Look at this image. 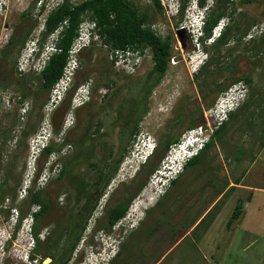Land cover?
I'll return each instance as SVG.
<instances>
[{"label":"rangeland","instance_id":"obj_1","mask_svg":"<svg viewBox=\"0 0 264 264\" xmlns=\"http://www.w3.org/2000/svg\"><path fill=\"white\" fill-rule=\"evenodd\" d=\"M1 1L3 7L0 10V187L4 183V188L0 190V264H23L22 258L32 243V238L26 233L30 220H23L19 229L14 230L15 213L18 212L14 205L19 204L23 209L24 205L21 199L17 198L13 201L12 196L17 195L19 188L26 183V178L29 179L34 169L36 178L42 174L50 156L40 154L36 161L33 160L32 146L35 144L33 132L23 137L21 129L32 123L35 124L36 131L42 134L46 130L43 123L49 121L47 124H50L53 129L61 125L63 133V127L65 130L69 127L68 124L63 126L64 120H67V123L74 124L66 130L73 128L70 136L74 138L85 129L87 119L92 126L96 118L100 117L105 123L101 131L106 133L99 139L105 140L116 151L117 129L111 125L114 112L110 107H100V104L104 102L101 98L107 91L110 92L119 87L114 99L116 102L124 95L134 94L136 83L112 69L117 85L106 92L99 86L93 91L89 101L78 108L74 114L72 98L76 96L79 89L82 90L85 87L80 84L85 79L91 78L96 85L105 80L101 73L107 65L109 66L106 58L108 49H100L96 46L90 61L82 64L73 76L72 82L77 85H68L62 89L72 93L69 109L66 108L65 102H62L67 91L65 96L56 99V104L50 109L52 111L46 113L52 96L45 90L38 91L35 96L27 97L24 102L28 106L21 107L17 99L20 96L19 85L23 82L18 66L24 67V62L33 49L44 13L37 15L38 5L32 0ZM58 1L60 0H46L47 8H51ZM130 1L152 18V27L160 36L172 35L171 56L174 61L171 62L170 58L164 76L152 89L148 98L149 111L139 122V132L131 141L129 152L124 156L116 174L100 197L97 208L93 216L89 218L82 239L68 264H94L95 258L99 255L104 259L105 264H207L211 262L214 264H264V147H259L256 140L260 122L264 118V41L259 39L264 33V0L251 2L232 0L230 7L231 10L233 9L232 14L224 16L219 26L231 25L233 24L231 20L238 19L236 22L244 27L258 24L255 30L258 35L253 38V42L245 41L243 37L238 43L231 39L216 49L204 45V42L195 41L188 33L196 16H192L194 0L184 1L186 6L183 17L176 12L178 4L183 0H177L173 4H168L167 0H161L162 11L153 6L152 0ZM26 10H29V14L22 17V13ZM29 29L31 31L17 57H2L1 51L7 47L9 37L21 36L22 32ZM231 31L233 33L234 29L232 28ZM54 37V34L51 35L42 47L37 44V51L33 54L31 63L34 62L40 68L42 59H45V55L48 54L46 49L52 45L51 41ZM255 44L261 50L263 49L257 54L255 53L257 47L252 46ZM197 48L200 49L197 50ZM201 49L203 52L199 51ZM209 51H212L215 57L212 60ZM202 54L209 62L206 67L208 73L198 74L195 78V73L199 69L196 72L194 70L202 65L200 63ZM84 55L87 60L88 51ZM149 57H146L141 67L137 69L138 72L133 75L140 77L149 70L152 65V59ZM21 73L32 74L33 70ZM240 76L251 78V86L248 90L254 91L253 103L238 117L230 120L223 144H213L202 163L194 168H183L176 183L167 187L169 183L167 176H171V173L175 171L174 168L180 166L174 162V151H171L169 155L171 150L169 149L158 170L149 177L143 188L139 189L145 179L141 166L143 163L147 164V159L144 158L146 149H143L142 141L147 142L146 148H156L160 137L169 131L170 126L174 137L177 136L178 139L190 137V132H186L190 129L186 130L185 125L189 121V116H194L199 109L202 112L201 117L195 118L192 127L201 129V133L198 131L200 141L208 140L217 125L212 119L213 116L220 118L218 122H222L225 118L224 115H220L224 107L220 108L216 103L220 96L234 104H242V100L232 96L230 91L225 94L224 92L232 83L243 79L233 81L221 92L218 91L217 86L213 87V85L221 82L222 85L228 84ZM27 80L25 86H29L31 92L37 91L35 79L30 77ZM129 83L132 84V88L128 87ZM205 83H207L206 90H208L207 87H211L208 91L203 90ZM244 84L246 87L249 86L245 82ZM45 100L47 102L44 108L38 110L39 104ZM31 107L32 111H30ZM251 111H254L252 116ZM52 115L53 120H51ZM178 115L182 122L174 123ZM249 118H252L253 123L249 122ZM192 133L196 134L194 131ZM57 141H59L58 137L55 138V142ZM137 141H140L141 145H137ZM98 144L94 141L96 151L93 157L88 158L89 161L100 158ZM136 148L139 149L138 153L135 151ZM239 148L243 150V153L240 160H236ZM251 149L256 154L254 160H250ZM74 151L75 147L73 151L61 157V160L66 156H72ZM151 156L152 154L147 158ZM156 160L157 158L151 157L150 162ZM85 161L75 166L72 172L80 174L89 181L95 171L89 168ZM51 162L52 166L57 163L55 156ZM237 177H240V180L235 183L234 179ZM67 180V177L62 180L52 179L45 185L46 197L52 204L44 223L48 230L52 227L57 228V225L62 223L65 210L73 204L72 190L64 191V187L68 184ZM224 180H228L226 186H224ZM230 186L235 187L230 189ZM132 194L135 195L125 215L124 224L119 220L114 226L109 227L105 220V210L122 196ZM61 196L62 200H60ZM238 198L242 199L243 213L237 221L227 226L228 218ZM209 210H211L210 215L204 218V214ZM201 218L203 221L199 227L194 232L191 231L194 223L200 222ZM95 233H98V237L106 238L104 242L107 241V243L104 249L101 248L102 243L94 240ZM44 234L42 231L41 236ZM87 244H92V247L86 246L83 251ZM96 251H100L97 257ZM49 261L50 259L46 258L43 263Z\"/></svg>","mask_w":264,"mask_h":264},{"label":"trees","instance_id":"obj_2","mask_svg":"<svg viewBox=\"0 0 264 264\" xmlns=\"http://www.w3.org/2000/svg\"><path fill=\"white\" fill-rule=\"evenodd\" d=\"M34 3L37 0H32ZM183 0L178 5L177 13L179 16L183 17L186 3ZM189 1V0H188ZM187 1V3H188ZM251 2L254 0H244ZM200 6H205L208 4V0H197ZM232 0H210L209 5L206 7L205 12V24L203 27L204 36L202 39H206L211 36L213 28L217 25L219 20L226 15H231L233 9L231 10ZM153 6L157 10L163 9L161 0H152ZM3 5H1L2 7ZM44 5H40L38 8L37 15H43ZM29 14V10H26L22 13V17H25ZM231 18V17H230ZM91 21L94 24V34L90 38V43L84 46L78 54L79 57V67L82 64H87L90 61V58L94 54L96 46L100 49H122V50H131V51H142L145 48H149L151 54L152 65L142 76L137 77V75H126L120 71H117L112 63L109 62L104 68V71L101 73L105 78L99 85L93 84L92 78L85 79L80 85L86 84L88 81L91 82L89 86V95L93 94V91L97 90L99 86L102 88H107L110 90L115 85H117V79L113 76V70L116 73H122L123 77L131 79V82H135L136 86L134 94L124 95L123 98H120L115 102L116 93L119 91V87L112 89L110 92H106L101 100L104 101L103 104H100L101 108L110 107L114 112V118L111 121L112 127L117 129V148L116 151L113 150L112 146L109 145L105 140L100 141V136L104 135L106 132L101 130L105 126L104 121L97 117L93 122L92 126L90 125L89 119H87V126L79 134H76L74 138L70 135L73 133V128L62 133V126L52 128L54 137L51 141L43 148L41 154L54 155L58 157V162L56 166H53L47 181L42 187L36 185V177L33 180L32 186L27 190L26 198L21 199L23 207L14 205L18 209V215L16 219L15 229L18 230L22 220L30 213L31 207L37 205L38 209L32 212V224H31V234L34 240L33 248L29 253L31 259L37 258L38 261L35 264H68L74 250L76 249L79 241L82 239V235L86 229L89 218L92 216L93 211L97 207V203L101 195L104 193L107 185L111 179L116 174L119 164L123 160L124 156L129 152L131 147V141L134 140V137L139 132V122L149 111L148 98L152 92V89L161 81L164 76L168 64L169 58L172 55V35L167 34L165 36H160L157 31L152 27V18L142 10L139 9L132 1L130 0H60L55 5L52 6V9L49 10L44 16L41 22L42 29L38 31L36 40L38 45L41 47L45 44L49 37L55 34V31L61 27L58 34H55V37L51 41V44H54L56 48L48 58L45 60L44 65L39 69V71L32 74L20 73L22 84L20 87V98L18 102H22L25 98L36 95L38 91L45 90L50 92L51 89L58 82L62 76L64 66L68 60V50L71 47V44L74 38L78 35V29L82 22ZM238 21H232L233 24H227L224 30L221 32L220 36L209 46L213 49H216L222 45H225L229 40L233 39L237 43L242 40L243 35L246 34L250 26H241ZM232 28L234 32L232 33ZM31 29L26 32H22L21 36L14 37L11 35L8 39L7 47L2 49V57L10 58L11 56L17 57L22 44L28 37ZM189 35L191 33L189 32ZM96 37V38H94ZM200 39V41H203ZM260 40L264 41V33L260 36ZM254 40L251 39L250 42ZM253 48H256L257 52H261V48L257 44L252 45ZM43 48H41L42 50ZM205 50L206 47H205ZM89 53L87 60L84 58V53ZM208 51V50H207ZM210 58L214 59L212 51H209ZM107 58V54H106ZM87 61V62H86ZM209 62H205L199 68V72L195 73L196 75H205L208 72L206 67ZM111 65V66H110ZM77 68V70L79 69ZM113 69V70H112ZM76 70V71H77ZM33 77L37 82L38 90L30 91L29 86L27 85V79ZM211 78V77H210ZM237 79H243L246 83L251 86V78L248 76H240L233 79L228 84L223 83H214L213 87H218V91L221 92L233 81ZM73 81V78H72ZM211 82V81H210ZM75 82H71V86H76ZM209 83V81H208ZM131 83L127 84L128 87H133ZM206 84H203V90H206ZM211 87H207L209 90ZM202 89V88H200ZM206 90V91H208ZM249 96L245 102L234 112H231L229 119L225 122H222L218 126L214 127L213 134L208 141H206L199 153L193 156L188 162L184 165V169H189V167H195L202 163L205 160V157L210 149V147L215 143L223 144L224 137L228 132V124L230 120L238 117L240 113H243L245 109H248L249 105L253 103V94L254 91L249 89ZM72 93L68 91L66 97L62 102H65L66 108L69 109ZM258 97H256L257 99ZM47 100L39 104L38 110L44 108ZM88 102V101H87ZM85 103L74 109V114L77 109L84 106ZM34 107V106H32ZM32 107L30 111H32ZM30 111L28 113H30ZM201 109L193 116H189V121L185 125V129H191L195 118L201 117ZM254 111L250 112L252 116ZM41 116V115H40ZM39 118V116H38ZM54 119V116H51V120ZM181 117L178 115L175 118V122L181 123ZM249 118V122L253 123ZM75 121V117H74ZM74 125V124H73ZM72 125V126H73ZM174 125V124H173ZM71 126V127H72ZM35 124L29 123L23 129H21V135L26 137L29 133L33 132V136L37 135L39 131H36ZM58 137L59 141L55 142V138ZM256 140L259 147H264V118L260 122L259 133L256 135ZM180 139L177 136L174 137V132L172 131L171 126L169 131L165 132L157 142V146L152 153V158H157L155 162H150L151 157L146 158L147 164L141 166V171L145 173V179L142 181V185L139 189L148 182L149 177L160 167L161 161H163L171 145L176 144ZM94 141H97L98 148L100 149L101 156L95 161H89L88 158L93 157L96 148L94 146ZM70 145V148H67V153L75 151L71 154L72 156L64 157L61 160V155L63 153V147ZM235 159L240 160L243 150L238 149ZM253 150H250V160L255 159ZM89 166V168L95 171L94 176L91 178V186L87 187V181L83 176L78 173H73V168L78 166L82 161ZM56 168V172H54ZM191 168V169H193ZM67 177L65 190L72 189V200L73 204L65 210V216L62 218V223H57L58 227H52L48 230V227L44 226L45 219L48 216L52 204L50 200L46 197L45 185L53 180H62ZM235 183H238L240 177H237ZM175 180H172L170 184H175ZM228 183V180H224V186ZM89 185V184H88ZM235 186H230V189H234ZM4 188V183L1 184L0 190ZM135 194L122 196L114 205L105 210L106 216L105 220L109 227L115 225L122 217L127 213L131 200L134 198ZM1 199V196H0ZM87 200L86 203H82ZM12 200H16V195L12 196ZM238 202L235 203L230 217L227 221V226H230L235 221H237L243 213L242 208V199L238 198ZM25 202V203H24ZM215 207V204H214ZM192 208V207H190ZM84 210V211H83ZM149 210V209H147ZM211 210L207 211L204 214V218L210 215ZM61 220V219H60ZM203 221V218L200 219V222H197L191 231H195L199 224ZM56 226V223H55ZM45 229V234L41 238L40 233ZM14 236V235H13ZM46 258H49L50 261L47 263H42ZM207 264H214L213 262Z\"/></svg>","mask_w":264,"mask_h":264},{"label":"clouds","instance_id":"obj_3","mask_svg":"<svg viewBox=\"0 0 264 264\" xmlns=\"http://www.w3.org/2000/svg\"><path fill=\"white\" fill-rule=\"evenodd\" d=\"M168 1V4L170 3V4H173V3H175V2H177V0H167ZM180 2V1H179ZM178 2V3H179ZM44 5V8H45V10H44V15L49 11V10H51L52 9V7L51 8H47V2H46V0H37V5H38V8L40 7V5ZM1 5H3V2L0 0V10H1V8L3 7H1ZM179 5V4H178ZM209 5V3L208 4H206L205 6H200L199 4H198V2H197V0H194V6L192 7L193 9H194V12L192 13V16H194V15H196L195 16V20H193L192 21V24L190 25V27H191V31H190V33H191V38L192 39H194L195 41H200V39H202L203 38V36H204V31H203V27H204V24H205V12H206V7ZM177 10H178V8H177ZM177 12V11H176ZM204 14V15H203ZM223 21V18H221L220 20H219V22L217 23V25L213 28V30H212V34H211V36L210 37H208V38H206V39H202L203 41H200L201 43L202 42H204L205 44L204 45H210V44H212L219 36H220V34H221V32L224 30V28L222 29L221 27H222V25H224V24H221L220 26H219V24L221 23ZM82 23H85L87 26H88V28H89V30H90V38H91V36H92V34H94V24L91 22V21H84V22H82ZM224 26H226V25H224ZM258 28V24H254L252 27H250L249 29H248V31L246 32V34L244 35V37H243V40H245V41H250L251 39H253V38H256L257 37V35L258 34H256L255 33V30ZM40 29H42V26L40 27ZM39 29V30H40ZM60 29H61V27H59L56 31H55V34H58V32L60 31ZM217 29V30H216ZM78 31H79V29H78ZM189 33V32H188ZM54 34V35H55ZM249 35V36H248ZM245 38V39H244ZM37 40H36V38H35V40H34V46H33V49L29 52V55L27 56V58H26V61L24 62V67H22V68H20V66H18V70L19 71H21V72H23V71H27V72H29V70H33L34 72H37V71H39V69L44 65V63H45V60L48 58V56L51 54V52H53L56 48L54 47V44H52L51 46H49V47H47V55H45V59H42V65L40 66V68L39 67H37V64L35 65V63L33 62V63H31L30 61H31V58H32V56H33V54H35V52L37 51ZM7 45V44H6ZM195 46H197V45H195ZM198 49H200V48H197V50ZM81 51V50H80ZM199 51H201V52H203L202 51V49L201 50H199ZM79 54V53H78ZM203 55V54H202ZM78 59H79V57H78ZM204 59H206L205 61H204ZM169 60H170V58H169ZM205 62H207V58H206V56L205 55H203V57H202V59H200V63H202V65L205 63ZM80 63V62H79ZM200 63H199V65H200ZM201 65V66H202ZM79 67V66H78ZM200 67L199 66H197L196 68H195V70H194V72H196L198 69H199ZM76 73V72H75ZM61 78V77H60ZM59 81V80H58ZM72 82V81H71ZM71 82H70V86H71ZM244 80H242V81H238V82H236V83H232V85L231 86H233L234 85V90H237V92H235V96L237 97V98H240L241 100H242V104L245 102V100L248 98V96H249V90H248V88H249V86H245V84H244ZM58 83V82H57ZM56 83V84H57ZM246 83V82H245ZM55 84V85H56ZM248 84V83H247ZM241 85H244L245 87H246V92H244V91H242V88L240 87ZM249 85V84H248ZM82 86V85H81ZM230 86V87H231ZM55 87V86H54ZM53 87V88H54ZM53 88L51 89V91L53 90ZM104 89H106V88H104ZM107 90V89H106ZM50 91V93H52ZM67 91L68 90H63V92H61V96H65L66 95V93H67ZM106 92V91H105ZM242 94V95H241ZM19 98H20V96H19ZM18 98V99H19ZM18 99H17V101H18ZM26 99V98H25ZM89 99H90V97H89ZM89 99L88 100H86L85 101V103L87 102V101H89ZM19 104H21V107H25L24 105H27L26 104V102H24V101H22V102H18ZM241 104V105H242ZM83 105V104H82ZM241 105H238V104H234V103H232V101H230V100H226V102H225V107H224V112H225V118L223 119V121L222 122H225V121H227L228 119H229V115H230V113L231 112H234V111H236ZM28 106V105H27ZM79 107V106H78ZM56 108V107H55ZM55 108H53V109H55ZM75 108H77V106L76 107H72V111H74V109ZM29 110V109H28ZM52 111V110H51ZM50 111V112H51ZM71 111V110H70ZM50 112H46V113H50ZM68 115H70V114H68ZM67 115V116H68ZM66 119H67V117H66ZM213 119V118H212ZM49 122V121H48ZM48 122H44L43 123V125L44 126H46V130L42 133V134H37V135H41L42 137H41V139L43 140L42 141V143H40L39 144V152H38V155L36 156V158L35 159H33V160H35L36 161V159L40 156V154H41V152H42V150H43V148L51 141V139L53 138V131H52V127L50 126V124H47ZM222 122H220L219 124H221ZM67 123V120L65 121L64 120V123H63V126H65V124ZM219 124H217L216 126H218ZM73 125V122H71L70 124H69V127L70 126H72ZM215 126V127H216ZM68 127V128H69ZM67 128V129H68ZM66 129V130H67ZM65 129H64V127H63V131L65 132L66 131ZM196 132V134H194V133H192V132ZM198 131H200V133H201V129L199 130L197 127H192L190 130H188V131H186V132H190V137H185V138H182V139H180L176 144H173V145H171L170 146V148L169 149H171L170 150V152H169V155H170V153H171V151H174V155H175V160H174V162H177L180 166H176L174 169H175V171L174 172H172L171 173V176H167L168 178H167V181H169V183H168V186L167 187H169L171 184V181L172 180H175V179H177V177L180 175V172L183 170V168H184V165L188 162V160H190L193 156H195L196 154H198L199 153V151H200V149L202 148V146H203V144L206 142V141H208V140H204V139H202V141H200V138H199V132ZM212 135V134H211ZM146 141L145 140H143L142 141V145H143V149L145 148L146 150V154H145V159L148 157V156H150L152 153H153V151H154V149L155 148H153V147H147L146 148ZM138 144H140V141H137V145ZM140 144V145H141ZM67 146V145H66ZM66 146H64L63 147V149L66 147ZM70 148V147H69ZM139 150V149H138ZM138 150H137V148H136V150L135 151H137V153H138ZM67 153V149L61 154V155H64V154H66ZM48 156H50L49 158H48V163H47V167L45 168V170L42 172V174H40V176L36 179V185H40V187H42V185H44L45 184V182L47 181V179H44V177H45V174H47L48 173V176H49V173L51 172V170L53 169L52 167V162H51V160H50V158L52 157V156H54V155H48ZM56 157V156H55ZM56 160H57V162H58V157H56ZM57 164V163H56ZM56 164L54 165V166H56ZM170 171H172V169H169ZM35 176H36V171H35V169L31 172V174H30V177H29V179L28 178H26V180L27 181H25L26 183L25 184H23L20 188H19V190H18V192H17V195H16V199L18 198V200H20V199H23V197H25V196H27V190L32 186V183H33V180H34V178H35ZM102 196V195H101ZM62 197V196H61ZM60 197V200H62L63 198H61ZM100 199V198H99ZM99 201V200H98ZM97 205H98V203H97ZM97 208V207H96ZM95 208V209H96ZM38 209V206L37 205H33L32 207H31V210H30V213L23 219V220H26V219H29L30 220V222H29V229H28V231L26 232L27 233V236H29L30 238H32L31 239V242L32 243H30V245H29V247H28V250L26 251V253H25V256L22 258V261H23V264H35V263H37V261H38V259L37 258H34V259H31L30 257H29V253H30V251H31V249L33 248V245H34V240H33V237H32V234H31V224H32V212H34V211H36ZM94 212V211H93ZM17 215H18V212H16L15 213V222H14V230H16L15 229V225H16V219H17ZM92 216H93V214H92ZM91 216V217H92ZM22 220V221H23ZM121 222L120 223H123L124 224V221H125V216L124 217H122L121 219ZM118 222V221H117ZM116 222V223H117ZM22 223V222H21ZM115 223V224H116ZM21 225V224H20ZM87 227V226H86ZM44 231V233H45V230H43ZM13 235H15V234H13ZM40 236H41V233H40ZM43 237V235L41 236V238ZM106 238H103L102 236H100V237H98V233H95L94 234V240L95 241H98L99 243H102V249H104L105 248V244L107 243V241L106 242H104V240H105ZM5 240H7V239H5ZM29 242V241H28ZM86 246H89V247H92V244H87V245H85L84 246V248H83V251L86 249ZM82 247H83V245L81 246V250H82ZM2 248H3V246H2ZM99 253H100V251H96V257L99 255ZM113 255V254H112ZM42 263H43V261H42ZM94 264H105V261H104V259H102L101 258V256L99 255L97 258H95V262H94Z\"/></svg>","mask_w":264,"mask_h":264},{"label":"built area","instance_id":"obj_4","mask_svg":"<svg viewBox=\"0 0 264 264\" xmlns=\"http://www.w3.org/2000/svg\"><path fill=\"white\" fill-rule=\"evenodd\" d=\"M96 38V37H94ZM90 43V30L88 28V26L85 23H81L79 26V31H78V35L74 38L70 49L68 50V60L66 65L64 66L63 69V73L61 78L59 79L58 83L55 85V87L52 90L51 93V100H50V106L48 107L49 110H47L48 112H50L51 107L56 104V99H59V97L61 96V91L62 89L66 88L70 82L72 81V78L79 66V59H78V53L80 52V50L88 45ZM149 48H145L142 53L140 51H131V50H122V49H109L107 50V59L112 63L113 67L117 70L120 71L124 74H128V75H133L135 73L138 72V68L141 67L142 63L144 62V60L146 59V57H151V54L148 50ZM149 57V58H150ZM171 62L174 61V58L171 56ZM91 85V82L88 81L86 84L82 85L85 86L82 90L79 89L77 91V94L74 98H72V107H78L81 106L82 104L85 103L86 99L88 100L90 95H89V86ZM242 88V91L246 92V87L244 85L240 86ZM59 88V90H57ZM234 85L229 87L227 89L225 93H227L228 91H230L231 95L235 96V92H237V90H234ZM103 91L105 92L106 89H103ZM63 92V91H62ZM242 95V94H241ZM236 97V96H235ZM237 98V97H236ZM225 102L226 100L220 96V99L216 101L218 107L223 108L225 107ZM47 108V106H46ZM220 115H224L225 116V112L223 110L222 113H220ZM217 119V120H216ZM220 118H215V115L213 116V120L216 124H219L220 120H218ZM69 125V123H66ZM41 135H35L34 136V140H35V144L32 142V144H34L33 150H32V159H35L36 156L38 155L39 152V144L42 143V139H41ZM70 147V145H67L64 149L63 152ZM54 159V156L51 157V160ZM54 172H56V168L54 170ZM48 178V173L45 174L44 179Z\"/></svg>","mask_w":264,"mask_h":264},{"label":"flooded vegetation","instance_id":"obj_5","mask_svg":"<svg viewBox=\"0 0 264 264\" xmlns=\"http://www.w3.org/2000/svg\"><path fill=\"white\" fill-rule=\"evenodd\" d=\"M89 184V185H88ZM91 186V180H89V182H87V187ZM71 189V188H70ZM72 190V189H71ZM62 198V197H61ZM87 200L84 199V201L82 202L83 204L86 203ZM84 211V210H83Z\"/></svg>","mask_w":264,"mask_h":264},{"label":"crops","instance_id":"obj_6","mask_svg":"<svg viewBox=\"0 0 264 264\" xmlns=\"http://www.w3.org/2000/svg\"><path fill=\"white\" fill-rule=\"evenodd\" d=\"M204 213V212H203ZM194 225H195V223H194ZM189 231V230H188Z\"/></svg>","mask_w":264,"mask_h":264},{"label":"water","instance_id":"obj_7","mask_svg":"<svg viewBox=\"0 0 264 264\" xmlns=\"http://www.w3.org/2000/svg\"><path fill=\"white\" fill-rule=\"evenodd\" d=\"M180 31V30H179ZM178 33H180V32H178Z\"/></svg>","mask_w":264,"mask_h":264}]
</instances>
